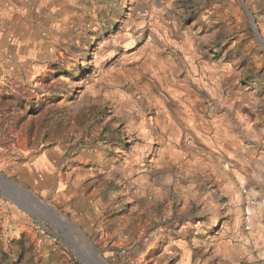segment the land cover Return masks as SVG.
Wrapping results in <instances>:
<instances>
[{"label": "rangeland", "instance_id": "rangeland-1", "mask_svg": "<svg viewBox=\"0 0 264 264\" xmlns=\"http://www.w3.org/2000/svg\"><path fill=\"white\" fill-rule=\"evenodd\" d=\"M261 41L264 0H0V172L63 221L0 190V264H264L261 150H213L187 82L264 101Z\"/></svg>", "mask_w": 264, "mask_h": 264}, {"label": "crops", "instance_id": "crops-1", "mask_svg": "<svg viewBox=\"0 0 264 264\" xmlns=\"http://www.w3.org/2000/svg\"><path fill=\"white\" fill-rule=\"evenodd\" d=\"M189 32L192 39L189 38L191 41H187L189 45L187 48L191 52V47L195 48L196 46L197 50L200 45L196 40L195 32L192 30ZM200 54L198 53L197 56ZM203 60L206 61L204 66L194 64V71L188 73L187 82L194 86L195 90L202 92L199 95L191 93L189 101L197 105L199 109L197 115L200 116L195 120L201 122V126L198 125V128L202 129L205 141L213 139L211 140L213 150L217 147L216 152H220L222 146L226 152L231 154L230 156L234 157V151L230 149L231 142L249 148L248 151L244 150V153L261 150V161L264 163V101L254 95L255 92L246 96L240 90L234 98L228 99L221 96V93L227 90L228 85L225 79L227 74L220 72L219 68L211 63V60L205 57ZM220 173L216 170L211 175V178L214 179L213 182L217 181V185L221 179ZM235 177L239 179L237 173H235ZM230 178L235 181L229 174L228 190L232 181ZM259 198L264 199V192L260 194ZM261 212L264 213V207ZM260 226L261 238L264 242V225Z\"/></svg>", "mask_w": 264, "mask_h": 264}, {"label": "water", "instance_id": "water-1", "mask_svg": "<svg viewBox=\"0 0 264 264\" xmlns=\"http://www.w3.org/2000/svg\"><path fill=\"white\" fill-rule=\"evenodd\" d=\"M246 10L248 11V9ZM252 23L254 24V27L256 29L255 22L253 19H252ZM256 32L258 34V31ZM259 40H261V38H259ZM261 42L264 44V41ZM0 190L2 194L6 198H8V200L16 204L21 210H23L24 212H26L27 214L33 217L40 218L45 215H48L49 212L47 211V209H45V207H47L49 210H52L44 203H42L40 200H38L34 195L20 188L14 181L6 178L4 174H2L1 172H0Z\"/></svg>", "mask_w": 264, "mask_h": 264}, {"label": "bare ground", "instance_id": "bare-ground-1", "mask_svg": "<svg viewBox=\"0 0 264 264\" xmlns=\"http://www.w3.org/2000/svg\"><path fill=\"white\" fill-rule=\"evenodd\" d=\"M45 209H47V211L49 212L48 215L51 218V220H53V221L55 220L56 222L63 223V221L59 217H57V215L55 214V212L53 210H49L47 207H45ZM89 249L91 250V254L93 256L94 263H96V264H106L100 257L97 256L98 254H97V252L95 251V249L93 248L92 245L90 246Z\"/></svg>", "mask_w": 264, "mask_h": 264}, {"label": "trees", "instance_id": "trees-1", "mask_svg": "<svg viewBox=\"0 0 264 264\" xmlns=\"http://www.w3.org/2000/svg\"><path fill=\"white\" fill-rule=\"evenodd\" d=\"M26 99H28V97H26ZM13 100V98H12ZM34 105L36 104V102H33ZM14 108H15V112H14V117L11 118V125L15 126L18 122H20L21 118H22V106H19L18 104L14 103ZM12 140H15V138L13 137H9Z\"/></svg>", "mask_w": 264, "mask_h": 264}]
</instances>
